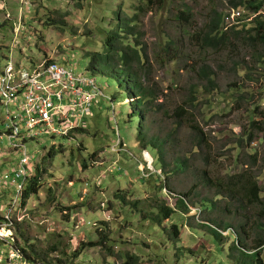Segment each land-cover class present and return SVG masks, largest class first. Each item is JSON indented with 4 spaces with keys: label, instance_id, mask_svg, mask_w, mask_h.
Returning <instances> with one entry per match:
<instances>
[{
    "label": "rangeland",
    "instance_id": "rangeland-1",
    "mask_svg": "<svg viewBox=\"0 0 264 264\" xmlns=\"http://www.w3.org/2000/svg\"><path fill=\"white\" fill-rule=\"evenodd\" d=\"M120 5L131 15L144 6L139 27L149 58L140 76L150 100L145 130L126 85L115 75L87 69L88 54L103 51L116 26ZM233 7L231 0H0V69L10 59L24 68L54 60L78 74L96 75L106 93L116 97V104L98 98L84 132L27 141L41 184L22 207H10L16 186L0 193V205H7L0 207V224L8 223L12 231L0 239V264L242 263L232 230L218 240L201 226L212 220L243 225L238 230L252 245L258 238L254 222L264 223L255 207L244 215L236 212L241 195L232 198L238 191L231 195L228 184L229 177L253 174L264 199V68L256 61L259 52L250 47L245 31L232 33L224 48H207L199 37L216 11L224 14L226 26ZM184 9L191 13L189 20L181 18ZM240 10L247 17L239 22L243 29L255 15ZM17 24L24 31L15 36ZM170 38L179 45L167 53L163 46ZM203 65L217 73L218 89L201 75ZM252 119L260 126L250 139ZM6 125L0 105V177L10 180L20 158L13 144L21 141L8 138ZM144 131L148 143L152 136L160 137L158 150L143 145ZM198 135L204 138L202 145ZM184 159H189L188 167L177 170L176 162ZM206 179H222L223 193L230 197H217L218 186H207ZM179 198L189 211L177 206ZM203 199L217 202L218 208L208 212ZM161 206L177 210L166 219Z\"/></svg>",
    "mask_w": 264,
    "mask_h": 264
},
{
    "label": "trees",
    "instance_id": "trees-1",
    "mask_svg": "<svg viewBox=\"0 0 264 264\" xmlns=\"http://www.w3.org/2000/svg\"><path fill=\"white\" fill-rule=\"evenodd\" d=\"M231 1L236 8H246L249 11L251 10V13L255 15L253 21L249 25H245L243 29L240 28L241 23L247 18L246 15L245 17L243 15L241 23L234 25L230 29H226L224 24V14L222 12L216 11L208 25L200 32L199 37L203 41V45L207 48H224L229 46V44L232 42V40L230 39V35L232 33L238 36V33L240 35L245 31L246 33H248V41L250 47H254L256 51L259 52V54H257V63L264 68V0ZM121 6L122 5H120L117 13L116 26L108 32L105 38L103 51H94L88 54L89 62L87 65V69L92 71L93 73L100 72L107 75H115L120 80V82L126 85L128 91L131 94L129 98L133 99V102L131 101L130 103H132L134 112L137 113L138 117H140V119L142 120L141 122L143 123V125H145V127H142L143 130H145V128L148 129L145 122L147 113L150 110V100L147 97L146 90L142 82V77L140 76V71L143 68V64L149 58L148 49L144 41V35L139 27L141 11L144 9V6H137V8H135L133 12V15H131V13L125 12L123 6ZM190 16L191 13L186 9L181 12V18L189 20ZM178 45L179 44L176 39L170 38L163 47L167 53H170L174 49V47H177ZM200 72L201 75L208 80L209 86H211L213 89H218V83L216 79L217 73L211 68L210 65H203L200 68ZM250 74L251 73H247L248 76ZM234 96L233 98H235ZM115 99V96L109 95V98L107 100L108 102H112L113 104L115 103ZM259 126L260 124H258L257 121H255L254 119L251 120L252 129L248 131L250 132V139L254 138V131H256ZM80 130L81 132H84L85 127L81 128ZM146 137L147 131H144V136L142 137L143 145L150 148L153 146L155 150H158L160 137L156 135L152 136L151 139H149V143ZM197 138L199 145H202L204 143V138L200 135H198ZM159 147H161L159 149L161 153V162L163 164L162 168H164L166 165V162L162 156L164 155V148L162 144H159ZM52 155L53 153L51 152L50 156L52 157ZM95 157L97 156L95 155ZM188 162L189 159L178 160L176 162L177 170H186L189 165ZM247 174L248 173H241L235 175L234 178L229 177L228 179V184L233 186L230 189L231 195L233 192L238 191V193L236 195H233L232 198H235V200H237L239 195H241V200H237V204L239 206L237 208L239 210H237L236 212L244 215L246 209L255 207L260 210L258 214H264V199L262 198V187L259 185L256 176H254L253 174ZM206 180L207 186H210L211 183L213 187L218 186L217 197L222 198V200L230 197L223 193V189L225 188V186L222 179H213L214 181L209 179ZM40 184L41 183L39 177L31 180L25 194V201H27L31 195L37 194L39 192ZM203 201V207L208 212H213L218 208L217 202L208 199H203ZM177 206L189 211L188 203H186L185 199L183 198L178 199ZM161 207V209L165 212L162 217L166 219H169L171 215L177 210L176 208L166 209L164 206ZM160 219V216L156 217V220L158 222H160ZM208 222V224L206 223L201 226L209 228V230L218 240L222 238L223 231L232 230L234 232L233 234L236 236V245H234L233 248L238 246L239 250L241 251L242 254L239 255V257L242 258L241 264H264V261L261 258V252L264 248V223H261L260 220L254 222V226L257 229L256 234H258V238L252 245H249L246 242L245 237L242 235L244 231L240 232V230H243L244 228L243 225H240V227H234L228 225L227 223L225 226H223V220H212ZM171 228L175 229L174 234L175 236H178L179 231L177 229V226L172 225ZM93 245V243L89 244V246ZM80 248H83V245H81ZM5 252L4 255H6L8 260L9 252ZM4 264H7V262H5Z\"/></svg>",
    "mask_w": 264,
    "mask_h": 264
},
{
    "label": "built area",
    "instance_id": "built-area-1",
    "mask_svg": "<svg viewBox=\"0 0 264 264\" xmlns=\"http://www.w3.org/2000/svg\"><path fill=\"white\" fill-rule=\"evenodd\" d=\"M233 8L231 15H227L226 29L242 20L243 12ZM229 20H233L231 25ZM22 31L24 27L17 24L15 36ZM98 98L108 99L109 95L96 75L78 74L72 67L54 60L44 59L24 68L10 59L0 69V105L5 108L6 134L9 139L21 141L13 144V149L20 152V159L11 179L0 177V193L16 186L17 195L11 199L10 207L23 206L31 180L38 177L32 162L34 156L27 151V141L41 135L71 137L76 130L85 127L87 118L93 116ZM146 159L150 161L147 154ZM6 218L10 220V217ZM8 227V223L0 224V239L9 238L2 234Z\"/></svg>",
    "mask_w": 264,
    "mask_h": 264
},
{
    "label": "bare ground",
    "instance_id": "bare-ground-1",
    "mask_svg": "<svg viewBox=\"0 0 264 264\" xmlns=\"http://www.w3.org/2000/svg\"><path fill=\"white\" fill-rule=\"evenodd\" d=\"M149 153H150V152H149ZM149 158H150V159H154V158H153V155H152L151 153H150V157H149ZM5 231H7L8 233H6ZM10 233L12 234V231L4 230V231L2 232V234L5 235V236H6V235H7V236H10Z\"/></svg>",
    "mask_w": 264,
    "mask_h": 264
},
{
    "label": "crops",
    "instance_id": "crops-1",
    "mask_svg": "<svg viewBox=\"0 0 264 264\" xmlns=\"http://www.w3.org/2000/svg\"><path fill=\"white\" fill-rule=\"evenodd\" d=\"M94 163L97 164L98 163V160L94 161Z\"/></svg>",
    "mask_w": 264,
    "mask_h": 264
},
{
    "label": "clouds",
    "instance_id": "clouds-1",
    "mask_svg": "<svg viewBox=\"0 0 264 264\" xmlns=\"http://www.w3.org/2000/svg\"><path fill=\"white\" fill-rule=\"evenodd\" d=\"M146 153H148V152H146ZM154 158V157H153ZM148 161V160H147Z\"/></svg>",
    "mask_w": 264,
    "mask_h": 264
}]
</instances>
